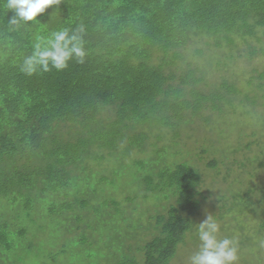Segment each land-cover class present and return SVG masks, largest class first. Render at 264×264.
<instances>
[{
    "label": "trees",
    "instance_id": "obj_1",
    "mask_svg": "<svg viewBox=\"0 0 264 264\" xmlns=\"http://www.w3.org/2000/svg\"><path fill=\"white\" fill-rule=\"evenodd\" d=\"M13 14L0 7V264H27L29 236L55 231L77 238L87 264H138L135 252L143 264H171L201 205L197 161H172L183 138L202 131L214 143L206 132L216 120L261 111L264 69L252 68L243 89L248 69L207 77L264 56V0H58L15 30ZM62 28H83L84 62L22 72L37 36ZM241 95L248 111L235 103ZM252 131L247 148L257 143L260 153L242 161L264 167V133ZM220 163L208 167L218 174ZM258 190L264 198V188L247 183L222 210L243 215ZM150 205L162 208L156 223L143 222Z\"/></svg>",
    "mask_w": 264,
    "mask_h": 264
},
{
    "label": "rangeland",
    "instance_id": "obj_2",
    "mask_svg": "<svg viewBox=\"0 0 264 264\" xmlns=\"http://www.w3.org/2000/svg\"><path fill=\"white\" fill-rule=\"evenodd\" d=\"M192 47L195 49L202 46L194 45ZM207 56H210V52ZM197 58L196 55L192 57L195 61H197ZM238 67H236L238 72L242 68L248 69L247 79L244 78L239 81V86L243 89L242 84L246 85L248 78L254 75L252 68L258 67L264 69V56L258 55L252 60H249L247 56L241 57L240 61H238ZM238 72L235 70L232 72L230 69H221L209 74L207 78L214 82L219 81V79L221 80L222 74L235 76L242 73ZM253 82L256 85L258 80L254 78ZM251 88V86L248 87V89ZM259 93L258 102L262 104L258 107V110H261L260 112L252 113V115H249V113L228 112L223 120H216L221 125H217L216 122V124H213V133L206 130L208 132L206 134L213 137L214 143L206 142L205 135L201 133L202 131H199L195 133L193 138H183L182 153L175 156L172 160H189L192 163L197 161L196 167L199 168L202 176V180L197 187L200 192L198 196L201 199V205L199 212L195 216L196 224L194 230L197 229L198 223L205 218L207 213L212 215L220 224L218 237H233L236 239L239 256L237 264H264V227L262 226L264 223V198L261 192L258 190L252 193V199L255 203L243 215H239L240 217L237 216L238 214H226V211L221 208L225 203L231 206L233 203L231 198L232 193L236 192L239 188H247V183L253 182L259 188H264V167H259L258 163L250 166V164H243L242 161L249 152L252 156L260 153L261 146L257 143H252V150L247 148V144L256 138L252 135V130L264 133V110H262L264 109V97H262L264 89H260ZM241 98L242 95L238 96L235 100L236 104H241L239 112L251 109L252 105L248 101L243 103ZM197 124H205V122L200 119ZM184 134L187 136V131ZM169 142V139L165 141V143ZM204 148H209L210 150L205 153L202 151ZM225 148L227 156L222 155ZM235 148L239 149L236 153L234 152ZM232 150H234V153H230ZM215 157L221 162L218 165V174H216L215 169L208 167L210 161ZM119 169H122V167ZM127 177L129 178V176ZM121 195L123 197L124 193ZM261 198L263 199L260 200ZM157 210H162V208L149 207L147 209L148 213L145 214L148 216V219L143 217V222L156 223L153 217L157 213ZM221 214L224 217H221ZM35 230L36 227L33 228L34 232ZM60 230L62 231L63 228ZM101 230L105 231L104 228H101ZM42 234L45 235L40 239L38 234L37 241L35 242V238L29 236L33 243V250L29 252L30 254H27V264H87L80 257V251L77 250L74 243V240L77 238L69 237L67 234L66 236H61L58 231L53 232L51 234L52 237L47 236L46 233ZM56 234H59L60 238H57ZM151 237L152 235H148L146 239ZM199 244L200 241L196 231L193 234L189 233L186 242L180 245L177 255L173 258L171 264H189V257L198 250ZM61 245L65 248L63 252L58 251L57 253L50 254ZM39 251H43L45 256L39 254ZM134 255L138 264H143L144 254L135 252ZM118 261L119 259L115 263H112V260L95 257L93 264H118Z\"/></svg>",
    "mask_w": 264,
    "mask_h": 264
},
{
    "label": "clouds",
    "instance_id": "obj_3",
    "mask_svg": "<svg viewBox=\"0 0 264 264\" xmlns=\"http://www.w3.org/2000/svg\"><path fill=\"white\" fill-rule=\"evenodd\" d=\"M58 3V0H0V7L14 14L8 21L13 30L23 24L37 20L46 9ZM83 28L72 31L62 28L47 36H37L30 55L23 58L20 70L26 75L37 72L57 71L68 67L75 59L83 63L87 56ZM196 233L200 244L198 250L189 257V264H237L239 259L237 241L233 237L219 238L220 224L210 214L198 223Z\"/></svg>",
    "mask_w": 264,
    "mask_h": 264
}]
</instances>
